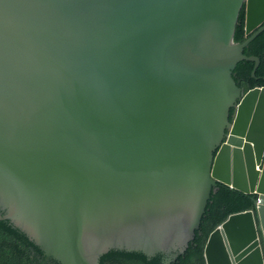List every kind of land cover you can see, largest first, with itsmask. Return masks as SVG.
Returning <instances> with one entry per match:
<instances>
[{
    "label": "water",
    "instance_id": "water-1",
    "mask_svg": "<svg viewBox=\"0 0 264 264\" xmlns=\"http://www.w3.org/2000/svg\"><path fill=\"white\" fill-rule=\"evenodd\" d=\"M262 32L264 0H0V220L60 264L183 254L227 184L255 205L206 264H264V86L233 77Z\"/></svg>",
    "mask_w": 264,
    "mask_h": 264
},
{
    "label": "trees",
    "instance_id": "trees-1",
    "mask_svg": "<svg viewBox=\"0 0 264 264\" xmlns=\"http://www.w3.org/2000/svg\"><path fill=\"white\" fill-rule=\"evenodd\" d=\"M246 7L243 8L235 33V41L243 42L250 35L245 32ZM246 55H255L261 59L256 74L253 75L255 62L240 61L233 71L237 85L247 92L256 86H264V32L260 33L245 48ZM235 107L231 108L230 120ZM257 195L220 184L212 191L200 228L185 253L160 252L149 257L143 252H130L112 249L100 258V264H206L205 246L210 234L232 213L252 209ZM4 212L0 210V216ZM168 261V262H167ZM0 264H60L53 257H48L33 240L8 219L0 220Z\"/></svg>",
    "mask_w": 264,
    "mask_h": 264
},
{
    "label": "flooded vegetation",
    "instance_id": "flooded-vegetation-1",
    "mask_svg": "<svg viewBox=\"0 0 264 264\" xmlns=\"http://www.w3.org/2000/svg\"><path fill=\"white\" fill-rule=\"evenodd\" d=\"M2 212H4V211H2ZM4 213H5V212H4ZM86 252H88V253H89V255H90V258H92V259L94 258V257L92 256V255H93V251H92V250H90V249H88V248H87V246H86ZM168 254H171V255H172V254H174V253L172 252V253H168ZM167 262H168V261H167Z\"/></svg>",
    "mask_w": 264,
    "mask_h": 264
},
{
    "label": "clouds",
    "instance_id": "clouds-1",
    "mask_svg": "<svg viewBox=\"0 0 264 264\" xmlns=\"http://www.w3.org/2000/svg\"><path fill=\"white\" fill-rule=\"evenodd\" d=\"M241 88V87H240ZM254 88V87H253ZM243 93H245V92H243ZM257 195V194H256Z\"/></svg>",
    "mask_w": 264,
    "mask_h": 264
}]
</instances>
